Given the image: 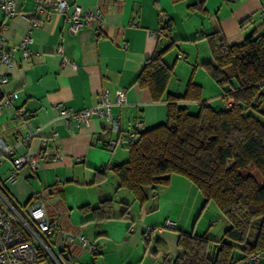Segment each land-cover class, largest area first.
Listing matches in <instances>:
<instances>
[{"label":"crops","instance_id":"obj_1","mask_svg":"<svg viewBox=\"0 0 264 264\" xmlns=\"http://www.w3.org/2000/svg\"><path fill=\"white\" fill-rule=\"evenodd\" d=\"M196 1L77 0L82 10H100L101 31L86 26L71 33L62 14L41 17L28 45L33 55L22 61L16 50L13 67L0 63V74L7 77L0 89V101L5 100L6 93L15 94L8 105L1 107L0 136L10 151L1 156L0 179L9 174L11 159L16 155L29 153L35 159L41 155L62 157L57 163L23 166L16 180L2 182L22 209L44 203L48 212L59 211L50 242L55 250H65L73 264H161L160 252L151 255L156 246L173 257L180 251L178 233L190 232L191 223V231L197 233L195 227L202 219L204 200L186 179L173 176L169 185L148 191L141 205L132 192L118 186L113 172L115 165L128 159V133L136 121L146 128L165 121L166 102L152 101L148 90L135 83L144 61L163 43L157 37L163 22L169 21V36L175 40L163 57L173 67L167 91L179 94L191 67L196 66L203 75L205 70L199 64L211 59L206 35L219 31L227 44H238L264 19L260 14L264 12V0H204L201 7L192 6ZM16 6L19 13L11 18L0 9V37L7 46L17 45L26 33L28 20L21 12L31 11L34 0H16ZM191 54L195 61L180 65L183 71L186 68L182 80L174 67L179 64L178 58L188 59ZM206 73L215 86L214 97L224 102L221 108L229 107L230 103L221 98L218 84ZM190 78L203 90L201 79L196 80L194 75ZM105 88L125 90L126 103L111 107V116L118 121L116 130L97 116L85 127L67 125L57 118L56 104L85 109L95 104ZM202 99L209 104L212 98L202 94ZM188 105L196 106L194 102ZM20 107L26 118L14 119ZM109 139L117 141L113 149L107 146ZM47 187H52L53 193L45 201L42 191ZM34 194L36 199H32ZM102 201L106 214L95 210ZM169 217L176 219V230H159ZM146 227H153L152 239L144 233ZM72 232L86 238L85 249L76 243L62 245ZM90 244L100 251L93 253ZM234 264L247 263L240 260Z\"/></svg>","mask_w":264,"mask_h":264},{"label":"trees","instance_id":"obj_2","mask_svg":"<svg viewBox=\"0 0 264 264\" xmlns=\"http://www.w3.org/2000/svg\"><path fill=\"white\" fill-rule=\"evenodd\" d=\"M170 31L169 21L163 22L157 33L163 43L144 61L135 80L152 101L166 102L165 121L136 130L126 145L128 159L113 172L118 186L132 192L141 205L148 191L169 185L173 176L182 177L202 194L203 208L213 201L227 221L219 239L206 232H179L180 251L173 257L156 246L151 255L160 252L162 264H234L264 251V19L238 44H227L219 31L205 36L211 59L201 67L220 87L221 98L230 103L227 108L210 106L202 99V86L191 78L181 93L167 91L173 67L163 57L175 45ZM190 102L196 112L189 111ZM0 191L22 210L1 179ZM103 204L95 210L105 212ZM38 253L51 263L42 249ZM54 253L59 264H73L65 250Z\"/></svg>","mask_w":264,"mask_h":264},{"label":"built area","instance_id":"obj_3","mask_svg":"<svg viewBox=\"0 0 264 264\" xmlns=\"http://www.w3.org/2000/svg\"><path fill=\"white\" fill-rule=\"evenodd\" d=\"M77 0H34V6L31 11L21 12L28 20V27L24 36L17 45L7 46L5 39L0 37V63L11 68L16 63L15 51H20V59L26 61L28 57L33 55V51L28 47L33 41V33L39 26V19L44 17L49 19L53 14H62L67 23V29L71 33H76L83 27H94L96 31L103 28V17L98 8L82 10ZM0 9L7 17H13L19 13L16 0H0ZM264 16V12L260 13ZM3 27V26H2ZM75 68L76 65L72 63ZM7 83V77L0 74V89H3ZM14 93H6L5 100L0 101V113L3 105H8L14 98ZM126 103V94L124 89L111 91L107 88L101 90L98 94L95 104L91 107L76 110L62 104L55 105L56 116L65 124L73 123L76 127L87 126L93 116L101 117L111 124L113 130L118 128V121L111 116V107L113 105H123ZM14 119H25L24 108H18L13 115ZM144 124L139 120L131 127L128 136L132 138L136 135V130L143 129ZM45 140H42L44 144ZM117 145L115 139H109L107 146L113 149ZM10 151L6 145L4 138L0 136V167L1 156ZM62 160L58 155L46 157L41 155L33 158L31 154L24 153L16 155L11 159V169L3 182L14 181L17 178L18 171L23 166L36 167L40 163H57ZM53 193L52 187H47L42 191L45 201L47 197ZM34 194L32 199H36ZM59 211L50 213L46 204H32L27 209L19 210L15 208L10 201L0 191V264H59L54 253V247L50 242V238L56 230L58 224ZM176 219L167 218L162 227L166 229H174ZM131 227L128 231H131ZM153 227H146L144 233L149 239H152ZM74 237H76L75 241ZM73 243L81 249H85L87 245L86 238L78 233H69L62 242V245L69 246ZM38 248L42 249L51 261H43L38 253ZM89 249L93 253L100 251V248L90 244ZM264 259V251L256 252L249 255L246 259L247 264H256ZM129 264V263H126Z\"/></svg>","mask_w":264,"mask_h":264},{"label":"rangeland","instance_id":"obj_4","mask_svg":"<svg viewBox=\"0 0 264 264\" xmlns=\"http://www.w3.org/2000/svg\"><path fill=\"white\" fill-rule=\"evenodd\" d=\"M177 61L179 64L176 65V67H174L175 73H179L180 76L178 78H182V80H183L182 76L185 74L186 68L183 71L182 67L180 65L184 64V65L188 66L187 64L189 62L193 63L195 61V55L191 54V56L188 59L178 58ZM199 66L201 67V64H199ZM201 73H202V71L200 69H197L196 66H194L193 69L191 67L189 74H187V76L184 79V84H186L187 81L189 80L188 79L189 76L191 77L194 75V78L196 80L201 79L203 81V83H202V85H203V90H202L203 96L207 97V98H212V99H210L209 104L214 109L221 108L220 105H223L224 102H222L220 99L214 97V95L216 94L214 84H212L213 86L210 84L211 79L206 75L207 73L205 71L203 72L204 73L203 75ZM184 87H185V85H184ZM196 110L197 109L195 106L189 108L190 112H196ZM203 200H204V198H203ZM134 207H135V209H138V208H136V206H134ZM202 212H204L202 215V219L198 222V226L195 227V231L197 233L208 232V234H210V235L215 234L216 235L215 237L219 239L222 235L223 230L225 228H227V226H228L227 221L221 215V213L219 212L217 206L215 205V203L213 201L208 202V205L206 206V208H203ZM205 218H206V222L204 223ZM117 221H119V220H117ZM192 229H193V224L191 223V225L189 227V231H191ZM160 260H161V258H160ZM160 263L162 264V262H160Z\"/></svg>","mask_w":264,"mask_h":264}]
</instances>
